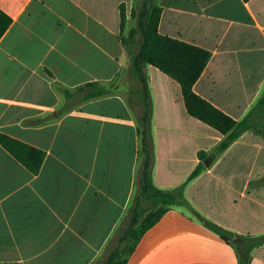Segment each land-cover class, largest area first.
<instances>
[{"label":"crops","instance_id":"obj_1","mask_svg":"<svg viewBox=\"0 0 264 264\" xmlns=\"http://www.w3.org/2000/svg\"><path fill=\"white\" fill-rule=\"evenodd\" d=\"M149 5L160 34L211 52L194 92L243 126L225 150L177 82L148 65L145 95L133 73L121 40ZM95 87L108 93L85 98ZM0 133L46 154L32 174L0 145V264H102L150 204L146 159L154 186H184L188 206L127 264H264V0H0Z\"/></svg>","mask_w":264,"mask_h":264},{"label":"trees","instance_id":"obj_2","mask_svg":"<svg viewBox=\"0 0 264 264\" xmlns=\"http://www.w3.org/2000/svg\"><path fill=\"white\" fill-rule=\"evenodd\" d=\"M248 1V0H245ZM121 15V28L126 25L124 6ZM162 10L157 6H145L137 14L138 28L142 41L137 52L133 51V42L138 31L133 29L128 37L122 38V45L130 56L133 73L140 79L145 95L148 91L143 68L153 66L177 82L182 94L187 112L217 130L227 135L220 150H225L242 132L243 126L232 120L220 110L195 94L194 86L206 69L211 52L184 41L163 36L159 32ZM93 87V85H89ZM108 93V90L95 87L85 98H96ZM146 97V96H145ZM147 112L148 103H145ZM145 141V140H144ZM0 145L32 174H38L43 166L46 154L44 151L13 139L0 133ZM203 167L199 166L191 175L189 181L198 176ZM184 186L174 191H163L156 188L151 179L150 161L145 160L141 178V195L149 201L144 207L139 203L133 208L127 225L118 236L114 249L102 264H127L134 253L137 244L146 232L151 229L167 213L172 206H188L184 198ZM205 226L217 232L227 242H232L235 236L215 224L202 219ZM248 258H241V264H248Z\"/></svg>","mask_w":264,"mask_h":264},{"label":"rangeland","instance_id":"obj_3","mask_svg":"<svg viewBox=\"0 0 264 264\" xmlns=\"http://www.w3.org/2000/svg\"><path fill=\"white\" fill-rule=\"evenodd\" d=\"M143 9H138L137 13H135L136 15L141 12ZM134 21H135V30L138 31L137 37L135 38L134 42H133V50L134 52H137L139 50L141 41H142V37L138 28V19L137 16L134 17Z\"/></svg>","mask_w":264,"mask_h":264}]
</instances>
